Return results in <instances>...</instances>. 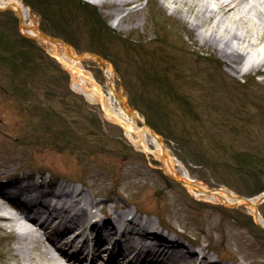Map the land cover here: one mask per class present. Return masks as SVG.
<instances>
[{
  "label": "rangeland",
  "instance_id": "374dc122",
  "mask_svg": "<svg viewBox=\"0 0 264 264\" xmlns=\"http://www.w3.org/2000/svg\"><path fill=\"white\" fill-rule=\"evenodd\" d=\"M81 1L92 5L113 31V36L104 33L107 55L97 52L103 56V65L94 60L85 63L114 105L119 107L118 92L147 122L131 102L136 88L147 90L148 96L165 103L169 116L176 119L175 123L170 121L171 132L166 137L159 127H151L160 131L172 156L191 175L247 197L264 191V73L249 64L232 68L216 46L194 39L193 22L198 19L182 2L138 0L116 5L109 0L103 4ZM23 2L40 25L39 11ZM0 21L9 24L7 15L0 16ZM16 27L21 31L18 22ZM60 27L79 42L77 47L68 41L74 47L96 52L88 45L97 36L86 33L85 27L81 25L80 31L69 28L68 23ZM202 29L210 32L212 23ZM36 59L42 66L35 70L37 84L32 88V103L25 106L11 87V72L0 67V181L33 175L34 181L40 177L44 182L73 184L98 203H106L108 209L127 208L135 215L148 217L155 228L180 240L197 256L203 248L210 257L227 264H264V233L256 232L259 238L241 216L251 215L248 206L219 207L212 203L218 201L198 198L166 178L154 153L134 146L122 126L105 118L99 106L71 87L70 75L61 63L58 66L40 53ZM108 67L112 68L111 85L106 82ZM144 69L165 74L179 96H186L185 100L189 97L193 107L188 111L194 117L183 113V105L173 103L172 95L147 80ZM193 152L203 154L207 162H198V156L189 154ZM246 152L258 157L254 169L236 166L232 156ZM8 206L0 196V207ZM259 209L264 216V202ZM5 223L0 220V264H29L30 254L41 258L33 248L16 255L22 249L20 237L12 233V228L4 229ZM39 232L44 234L43 230ZM189 239L194 240L193 245Z\"/></svg>",
  "mask_w": 264,
  "mask_h": 264
},
{
  "label": "bare ground",
  "instance_id": "6f19581e",
  "mask_svg": "<svg viewBox=\"0 0 264 264\" xmlns=\"http://www.w3.org/2000/svg\"><path fill=\"white\" fill-rule=\"evenodd\" d=\"M89 1L103 4L107 0ZM109 1L127 5L138 0ZM174 1L187 4L188 12L196 13L198 22H193L194 39L197 37L216 46L232 68L249 64L264 73V0ZM2 4H10L19 14L21 29L36 36L58 58L70 75L71 87L89 102L97 104L105 118L122 125L137 148L154 153L166 173L177 176L198 198L221 203L242 200L233 189L213 187L191 175L172 156L161 134L148 126L124 96H119V107L114 105L103 84L85 63V60H94L103 65L104 59L89 51L77 54L68 45L42 37L36 17L23 0H0ZM211 23L212 30L205 32L202 27ZM111 71L110 67L105 69L106 82L110 85L114 84ZM18 180L13 177L7 182L0 181V196L9 203L6 208L0 207L3 211L0 220L6 222L4 229L8 226L20 237L22 249L19 248L16 255H24L32 248L41 254V258L30 254L29 264H227L210 257L203 248L197 256L195 250H189L180 240L155 228L148 217L135 215L127 208L108 209L106 203H98L79 186L40 179L35 190L29 186L23 191L5 190ZM261 201V198H255L248 208L255 222L264 228V216L254 206ZM94 208L105 210L104 216H99ZM103 253L105 257H102Z\"/></svg>",
  "mask_w": 264,
  "mask_h": 264
},
{
  "label": "trees",
  "instance_id": "16d2710c",
  "mask_svg": "<svg viewBox=\"0 0 264 264\" xmlns=\"http://www.w3.org/2000/svg\"><path fill=\"white\" fill-rule=\"evenodd\" d=\"M25 1L31 4L35 10L39 11L42 17L40 26L45 31L51 34L59 35L67 41L71 42L73 45L79 47V42L74 40L73 36H71V34H68V32L67 34L62 32L60 26L66 27L68 23L69 28L73 27L76 30L80 31L82 25V27L86 28V33H89V35H93L94 37L95 35L97 36L96 40H92L90 42L88 48L102 55H107V52L104 49V41L106 40L105 34H112L113 36V31L107 26L104 20L100 19V16H98L96 9H94L93 6L89 3L81 0ZM2 15L8 16L9 24L0 21V67H6L7 69H9V72H11V87L14 89V94L20 97V101L23 106L29 105L30 103H32L30 102V100H33L34 98L32 94V88L36 86L35 84H37V81L34 79L35 70L42 66L39 60L36 59L39 53L40 56H44L48 60L50 59L58 66L59 63L53 56L44 51V49L39 44H37L33 38L25 36L17 29V19L11 10L6 9L4 11H0V16ZM48 15L50 17L52 16V18H49ZM48 20H51L53 22L49 24L47 22ZM70 21H72L73 23H71ZM60 22H63L64 25H62V23ZM143 60L144 59H141L140 61ZM144 62H140L141 65H145L146 63ZM143 71L147 74V80L151 79L158 85V88H160L161 91L163 90L168 96L172 95L174 97L172 100L173 103L177 102L179 103V105H183L182 109H185H183V113L190 115L191 118L194 117L192 113L188 111V108L193 105L192 102L188 103L190 101V98L188 97L189 99L187 98V100H185L186 96H179L173 85L170 82H167L168 79L166 78L165 74L161 75L156 72H148L147 69H144ZM64 75L66 78L68 77L67 72H64ZM44 84L46 85L45 82ZM136 89L132 92L131 102L143 113L150 125L159 127L164 136H168V133L171 132V129L168 128L169 124H171L170 121H173V123H175V117L169 116L170 114H168V112L166 111L167 106L165 103H161L156 97H149L147 90L143 88L141 90ZM40 137L41 135H37V138ZM67 140L68 139H65L64 141ZM196 153L197 152H193L189 154L194 155L195 157L198 156V162H207L206 159L203 158V154L199 152L197 154ZM242 155L243 156H232L236 160V166H238V168L239 166H241V168L243 169H254L256 165L255 161H258V157L255 155V153L246 152ZM164 176L166 178H169L166 175ZM216 205H218L219 207H223V205L221 204ZM241 216L246 219L245 221L247 223V227H249L255 235H257L256 232L259 231L264 233V228L258 225L253 220L252 215L243 214Z\"/></svg>",
  "mask_w": 264,
  "mask_h": 264
},
{
  "label": "water",
  "instance_id": "95a60500",
  "mask_svg": "<svg viewBox=\"0 0 264 264\" xmlns=\"http://www.w3.org/2000/svg\"><path fill=\"white\" fill-rule=\"evenodd\" d=\"M0 7L2 8V9H11L13 12H14V14H15V16H16V18H17V22H18V24H19V29L21 30V32L24 34V35H26V36H28V37H31V38H34V39H36L38 42H39V40L36 38V36H34V35H32V34H27V33H25L22 29H21V25H20V19H19V14L17 13V11L16 10H14L12 7H11V5L10 4H2V5H0ZM38 31H39V34L42 36V37H46V38H51V39H54L55 41H57V42H61V43H63V44H65V45H68L69 47H71V48H73L74 49V52L75 53H80V52H82V51H88V50H81V49H77L76 47H74L71 43H69L68 41H66V40H64L62 37H60V36H58V35H55V34H51V33H49V32H46V31H44L43 29H41V28H39L38 29ZM46 48V47H45ZM46 50L48 51V49L46 48ZM49 52V51H48ZM89 52H93V51H89ZM93 53H95L98 57H100V58H102L103 59V56H101L100 54H98V53H96V52H93ZM52 54V53H51ZM55 56V55H54ZM58 59V58H57ZM117 96H120V94L119 93H117ZM129 104V103H128ZM130 105V104H129ZM131 106V105H130ZM132 107V106H131ZM133 108V107H132ZM136 112H138L135 108H133ZM149 126V125H148ZM149 127H151V126H149ZM151 128H153V127H151ZM154 130H157L156 128H153ZM159 133H160V131L159 130H157ZM161 134V133H160ZM168 147V146H167ZM149 148H151V147H149ZM168 149L170 150V148L168 147ZM166 173V172H165ZM168 174V173H167ZM169 176H171L172 178H174L177 182H179L181 185H183V186H185L190 192H191V190L188 188V186L184 183V182H182L181 180H179L178 178H177V176H175V175H171V174H168ZM241 197H242V200L241 201H239V202H235V203H223L225 206H237V205H245V206H249L250 204H253L254 203V199L256 198H261V202L260 203H262L263 201H264V191H262V192H260V193H258V194H256L255 196H253V197H247V196H244V195H242V194H240V193H238ZM257 204L256 205H254L255 206V210L257 211V212H260V210H259V205H260V203L259 202H256Z\"/></svg>",
  "mask_w": 264,
  "mask_h": 264
}]
</instances>
